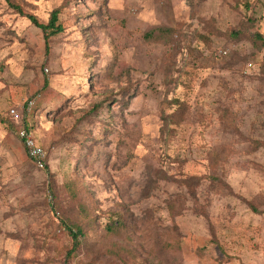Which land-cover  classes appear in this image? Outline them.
<instances>
[{
	"label": "rangeland",
	"instance_id": "374dc122",
	"mask_svg": "<svg viewBox=\"0 0 264 264\" xmlns=\"http://www.w3.org/2000/svg\"><path fill=\"white\" fill-rule=\"evenodd\" d=\"M256 33L264 0H0V264H264Z\"/></svg>",
	"mask_w": 264,
	"mask_h": 264
},
{
	"label": "trees",
	"instance_id": "16d2710c",
	"mask_svg": "<svg viewBox=\"0 0 264 264\" xmlns=\"http://www.w3.org/2000/svg\"><path fill=\"white\" fill-rule=\"evenodd\" d=\"M10 6H12L16 11H18L20 14H23V11L21 9V7L14 3V2H9ZM30 21H32L37 27H39L42 32H43V37L45 40V47L46 49H48L49 45H48V40L50 39V37L57 35L59 33H62L64 31V27L62 25V23L59 21V10H54L51 12L50 14V18L47 24H41L37 21V18L35 15L32 14H27L26 15ZM159 31V32H165L166 30L164 28H159L157 30H155V28H152L150 31H147L144 34V37L146 38H151V36L153 35L154 32ZM255 38L260 42V47L264 49V38L262 37L261 34L256 33ZM153 40H156V37L153 38ZM82 70L80 72V76H84ZM86 76V75H85ZM0 120H2L1 116H0ZM27 128V126H25ZM28 129V128H27ZM23 142V141H22ZM45 163H46V159H45ZM122 222H118V225L122 226ZM112 232L113 229L111 230V228H108V232ZM68 233L71 235L72 239H73V247L75 248L78 245V236H83V230L81 228H76V230H72L71 228H68Z\"/></svg>",
	"mask_w": 264,
	"mask_h": 264
},
{
	"label": "built area",
	"instance_id": "2783aa9c",
	"mask_svg": "<svg viewBox=\"0 0 264 264\" xmlns=\"http://www.w3.org/2000/svg\"><path fill=\"white\" fill-rule=\"evenodd\" d=\"M251 63L248 64L249 67H251ZM11 113H15L14 110H10ZM19 137L23 141L24 147L26 148V151L38 168H42L45 165V159H46V153L43 148L38 146L35 142V140L32 138L31 134L28 132V130L24 129L19 131Z\"/></svg>",
	"mask_w": 264,
	"mask_h": 264
}]
</instances>
